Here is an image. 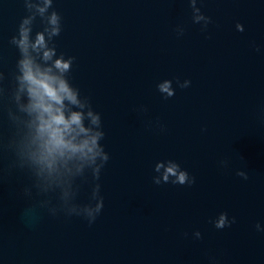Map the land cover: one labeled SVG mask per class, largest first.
I'll list each match as a JSON object with an SVG mask.
<instances>
[{"label": "water", "instance_id": "obj_1", "mask_svg": "<svg viewBox=\"0 0 264 264\" xmlns=\"http://www.w3.org/2000/svg\"><path fill=\"white\" fill-rule=\"evenodd\" d=\"M196 7L211 18L206 30L188 0H53L57 53L75 58L70 82L100 113L109 155L98 181H74L78 204L100 184L103 207L89 224L49 214L40 201L58 204L59 190L38 193L11 166L19 53L9 40L27 12L23 0H0V264H264V0ZM32 28L42 31L39 17ZM165 79L175 90L167 99L156 87ZM165 160L195 182L154 184ZM220 212L235 222L216 229Z\"/></svg>", "mask_w": 264, "mask_h": 264}, {"label": "clouds", "instance_id": "obj_2", "mask_svg": "<svg viewBox=\"0 0 264 264\" xmlns=\"http://www.w3.org/2000/svg\"><path fill=\"white\" fill-rule=\"evenodd\" d=\"M196 3L197 0H188L192 22L206 30L211 18L205 16ZM23 4L27 15L20 19L16 34L9 40L19 56L12 74L11 101L15 112L8 110L15 132L5 147L15 155L11 166L26 169L34 178L33 186L38 193L59 190L58 204L49 206L50 201L43 200L40 207H46L51 215L80 216L92 224L103 207L100 184H92L88 203L78 204L74 202V181L76 178L87 179L86 173L91 174L93 181H98L109 160L100 143L105 135L101 116L93 110L89 99L81 96L80 90L70 82L69 74L75 58L57 53L53 38L61 33L62 17L52 8L53 0H23ZM37 17L43 29L33 36L32 26ZM235 28L241 32L244 30L240 23H236ZM176 32L178 36L183 35L184 29L177 27ZM3 80L4 74L0 72V81ZM176 84L183 89L189 87L190 81L177 79ZM156 87L165 99L175 94L171 80L165 79ZM3 93L4 89L0 88V95ZM220 164L227 166V161ZM153 171L157 175L152 181L157 185L191 186L195 182V178L174 160L157 161ZM236 175L248 179L243 171H237ZM25 195H30L28 189H25ZM234 222L235 218L229 220L226 212H220L211 221L216 229ZM255 227L257 231L261 230L260 224ZM193 235L197 239L201 236L199 231Z\"/></svg>", "mask_w": 264, "mask_h": 264}]
</instances>
